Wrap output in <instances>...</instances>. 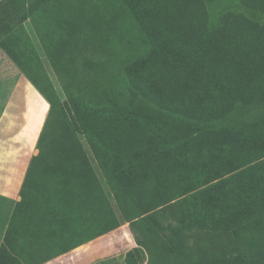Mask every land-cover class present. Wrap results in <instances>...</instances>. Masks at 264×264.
I'll list each match as a JSON object with an SVG mask.
<instances>
[{"label": "trees", "instance_id": "obj_1", "mask_svg": "<svg viewBox=\"0 0 264 264\" xmlns=\"http://www.w3.org/2000/svg\"><path fill=\"white\" fill-rule=\"evenodd\" d=\"M211 1L0 0L49 102L0 264L40 221L52 256L129 222L126 264H264V0Z\"/></svg>", "mask_w": 264, "mask_h": 264}, {"label": "rangeland", "instance_id": "obj_2", "mask_svg": "<svg viewBox=\"0 0 264 264\" xmlns=\"http://www.w3.org/2000/svg\"><path fill=\"white\" fill-rule=\"evenodd\" d=\"M208 8L212 24L219 22L222 13L227 9L235 11L241 10L244 12V9L240 6V0H212L211 3H208ZM11 69H14L18 74L21 72L8 55L2 52L0 55V71H8ZM48 69L50 75H52L54 81H56V75L52 68L49 66ZM15 78L16 76L14 77L13 75L12 78L8 80L11 87ZM8 89L9 88L4 84H0V95H4ZM23 91H25L26 96L31 99L34 119L37 121L40 116H43L44 118L46 110L44 107L43 109L41 108L42 101L40 96L42 95L39 91L33 85L32 89L27 88L22 91L18 90L17 98H19V93H22ZM44 106L46 107V105ZM40 204L41 203H39V205ZM0 211L1 216L6 214L7 204L4 203L2 209L0 208ZM62 228H64L63 223H60L59 225L54 224L52 226L50 224H43L41 221L40 223H34L33 225L31 222H28L26 227H18V230L16 231L17 234L13 235L11 240L14 248V251H12L13 256L19 258L23 264H41L63 254L61 253L57 256H52L51 251H49L50 243L46 239L49 237L50 233L58 235ZM90 241L91 242H89L86 247H81L74 251L75 253L73 252V254L67 255L66 258L59 259L60 261L58 264H126L127 252L139 246L135 234L130 228L129 222H123L119 227L95 237ZM144 264L148 263L145 262Z\"/></svg>", "mask_w": 264, "mask_h": 264}, {"label": "crops", "instance_id": "obj_3", "mask_svg": "<svg viewBox=\"0 0 264 264\" xmlns=\"http://www.w3.org/2000/svg\"><path fill=\"white\" fill-rule=\"evenodd\" d=\"M17 74L14 69L0 71V84L9 88L4 95H0V208L2 209L4 203L7 204L6 214L2 216L0 214V248L16 205L21 200V189L30 161L39 152L37 142L49 111V102L39 92L42 95L41 108L44 107L46 115L44 118L40 116L37 121L34 119L31 99L26 96V92H20L17 98L18 90L32 89L33 84L23 72H19L18 76ZM13 75L16 78L11 87L8 80ZM89 242L91 241L41 264H58L59 259L66 258L81 247H86Z\"/></svg>", "mask_w": 264, "mask_h": 264}]
</instances>
